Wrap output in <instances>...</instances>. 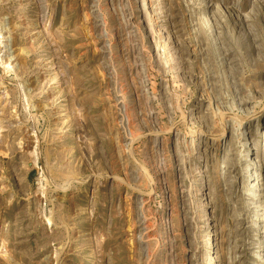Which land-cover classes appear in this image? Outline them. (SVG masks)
<instances>
[{
  "label": "rangeland",
  "instance_id": "obj_1",
  "mask_svg": "<svg viewBox=\"0 0 264 264\" xmlns=\"http://www.w3.org/2000/svg\"><path fill=\"white\" fill-rule=\"evenodd\" d=\"M0 264H264V0H0Z\"/></svg>",
  "mask_w": 264,
  "mask_h": 264
},
{
  "label": "bare ground",
  "instance_id": "obj_2",
  "mask_svg": "<svg viewBox=\"0 0 264 264\" xmlns=\"http://www.w3.org/2000/svg\"><path fill=\"white\" fill-rule=\"evenodd\" d=\"M213 245V244H212Z\"/></svg>",
  "mask_w": 264,
  "mask_h": 264
}]
</instances>
